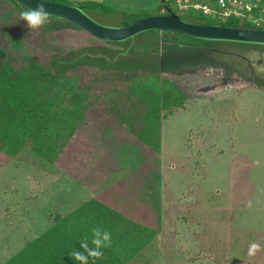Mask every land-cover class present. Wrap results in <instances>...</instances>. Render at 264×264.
I'll return each instance as SVG.
<instances>
[{"label":"rangeland","instance_id":"374dc122","mask_svg":"<svg viewBox=\"0 0 264 264\" xmlns=\"http://www.w3.org/2000/svg\"><path fill=\"white\" fill-rule=\"evenodd\" d=\"M78 1L70 0L79 8ZM90 1L105 9H79L108 28L126 26L132 14L164 11L162 0ZM168 4L184 21L224 23L179 12L176 0ZM49 29L31 30L11 2L0 0V62L29 57L46 65L53 56H81L91 61L72 67L70 76L90 94L107 84L125 87L124 71L149 77L153 90L163 85L160 76L188 99L151 130L159 149L150 148L160 157L93 107L67 129L52 162L31 146L0 152V264L46 227H39L42 217H52L50 227L94 195L155 231L130 264H264V251L247 254L253 242L264 246V75L251 59L257 54L255 63L264 65V45L159 30L106 43L72 27Z\"/></svg>","mask_w":264,"mask_h":264},{"label":"trees","instance_id":"16d2710c","mask_svg":"<svg viewBox=\"0 0 264 264\" xmlns=\"http://www.w3.org/2000/svg\"><path fill=\"white\" fill-rule=\"evenodd\" d=\"M47 1L72 5L70 0ZM8 2L19 13L27 10L16 0ZM78 5L81 10L104 6L90 0L80 1ZM161 8L164 15L173 12L163 0ZM136 14H132L135 19L126 26L144 17L161 15ZM52 21H55L54 25L49 26ZM50 23L43 30L46 31L49 27V31L64 27L81 30L53 16ZM219 25L264 29L246 22L239 23L237 20ZM20 47V39L15 35L13 48L19 50ZM23 58L17 64L11 59L0 62V152L9 156L31 146L52 162L68 136L67 129L73 128L75 120L82 119L92 107L101 110L136 139L158 150L159 146L151 145L152 128L159 125L164 112L167 111L170 116L174 109H184L188 99L185 89L161 79L157 74L156 77L162 80L163 85L153 90L151 85L146 84L149 77L143 74L136 77L135 72L128 76L122 74L124 71L118 73L126 78L125 87L118 90L107 84V87L90 94L89 90L77 84L74 76H70L72 67L88 63L90 58L78 56L66 60L53 56L46 65L36 58ZM103 79L100 76L102 82ZM107 108L110 109L109 112ZM97 227L111 233L112 243L110 247L102 249L103 258H89V264H130L152 243L155 236L153 229L129 219L109 205L90 199L72 212L57 218L41 236L27 242L5 264H80L69 254L74 249L79 250L80 242L85 239L91 246L92 229Z\"/></svg>","mask_w":264,"mask_h":264},{"label":"water","instance_id":"95a60500","mask_svg":"<svg viewBox=\"0 0 264 264\" xmlns=\"http://www.w3.org/2000/svg\"><path fill=\"white\" fill-rule=\"evenodd\" d=\"M25 9L35 8L39 0H16ZM51 16L65 20L104 42H121L149 30L170 31L191 38L264 44V29L235 28L222 25L195 24L182 20L176 13L141 18L129 26L108 28L91 20L79 8L47 1Z\"/></svg>","mask_w":264,"mask_h":264},{"label":"clouds","instance_id":"9594fccd","mask_svg":"<svg viewBox=\"0 0 264 264\" xmlns=\"http://www.w3.org/2000/svg\"><path fill=\"white\" fill-rule=\"evenodd\" d=\"M47 0H39L35 8H28L20 13V19L27 22V26L31 30H36L44 27L51 22V14L46 9ZM253 67L257 74L264 75V65L255 63L260 59L257 54H252ZM91 246L87 239L80 242L79 250H72L70 257L74 258L80 264H89V258L93 260L101 259L104 256L102 249L111 246V233L100 228L92 229ZM264 251V246L260 243L253 242L248 246V256L255 257L258 252Z\"/></svg>","mask_w":264,"mask_h":264},{"label":"built area","instance_id":"2783aa9c","mask_svg":"<svg viewBox=\"0 0 264 264\" xmlns=\"http://www.w3.org/2000/svg\"><path fill=\"white\" fill-rule=\"evenodd\" d=\"M168 4L171 0H163ZM175 8L179 12H199L217 19L219 22L237 20L264 28L262 13L263 0H176ZM169 5V4H168ZM170 6V5H169ZM172 8V6H170ZM164 14V11L162 12Z\"/></svg>","mask_w":264,"mask_h":264},{"label":"crops","instance_id":"0c3cea01","mask_svg":"<svg viewBox=\"0 0 264 264\" xmlns=\"http://www.w3.org/2000/svg\"><path fill=\"white\" fill-rule=\"evenodd\" d=\"M81 1H83V0H81ZM78 2H80V1H78ZM106 118H109L111 121H113L110 117H108L107 115H105L104 113H102ZM170 116H172V115H170ZM169 116V117H170ZM163 120V119H162ZM114 122V121H113ZM115 123V122H114ZM117 124V123H116ZM118 125V124H117ZM161 125H163V124H161ZM119 127H121L120 125H118ZM123 130H125L123 127H121ZM126 131V130H125ZM128 132V131H127ZM129 133V132H128ZM130 134V133H129ZM161 136H162V129H161ZM131 135V134H130ZM131 136H133V135H131ZM138 140V139H137ZM140 141V140H139ZM141 142V141H140ZM142 144L143 145H145L147 148H149L152 152H154V153H156L157 155H158V157H160V150L159 151H155V150H153L152 148H150L148 145H146V144H144L143 142H142ZM161 147H162V141H161ZM156 154H153V155H155L154 157H156ZM171 186H173L172 184H171ZM171 190H173L172 188H171ZM171 190H170V192H171ZM177 191V190H176ZM95 198V195L94 196H92V197H90V198H88L87 200H90V199H94ZM86 200V201H87ZM96 200V199H95ZM85 202V201H84ZM83 202V203H84ZM82 203V204H83ZM81 205V204H80ZM79 205V206H80ZM78 206V207H79ZM77 208V207H76ZM75 208V209H76ZM74 209V210H75ZM42 220H41V225L39 226V227H41L42 225H45L46 227H44L43 229H42V231H40L37 235H36V237H33V238H30L29 240L31 241V240H33V239H36V238H38L39 236H41V234H43L48 228H49V225H51L52 224V222H53V219H52V217H50V218H47V217H42L41 218ZM51 227V226H50ZM12 240H14V239H12ZM11 243V242H10ZM17 245V244H16ZM15 245V246H16ZM11 256V255H10Z\"/></svg>","mask_w":264,"mask_h":264},{"label":"flooded vegetation","instance_id":"af4514ba","mask_svg":"<svg viewBox=\"0 0 264 264\" xmlns=\"http://www.w3.org/2000/svg\"><path fill=\"white\" fill-rule=\"evenodd\" d=\"M186 22H188V21H186ZM191 23V22H190ZM195 24H197V23H195ZM206 25V24H205ZM239 43V42H238ZM247 44H249V43H247ZM251 45V44H250ZM254 45V44H253ZM255 45H259V44H255ZM261 45H264V44H261Z\"/></svg>","mask_w":264,"mask_h":264}]
</instances>
